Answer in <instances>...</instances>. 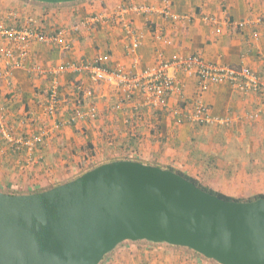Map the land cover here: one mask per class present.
<instances>
[{"label": "crops", "instance_id": "0c3cea01", "mask_svg": "<svg viewBox=\"0 0 264 264\" xmlns=\"http://www.w3.org/2000/svg\"><path fill=\"white\" fill-rule=\"evenodd\" d=\"M9 29L33 35L16 43L2 36ZM194 57L264 80V0H0L4 123L16 139L41 138L29 152L0 136V190H44L130 159L173 168L228 197L264 194L263 94L229 82L202 90L196 74L175 68L174 90L156 107L141 106L122 84L95 82L79 69L135 75ZM54 82L60 101L50 113ZM197 104L226 123L190 121ZM77 110L95 117L69 124ZM110 253L102 264H216L164 244L124 242Z\"/></svg>", "mask_w": 264, "mask_h": 264}, {"label": "water", "instance_id": "95a60500", "mask_svg": "<svg viewBox=\"0 0 264 264\" xmlns=\"http://www.w3.org/2000/svg\"><path fill=\"white\" fill-rule=\"evenodd\" d=\"M138 241L187 248L217 264H264V199L226 201L130 160L40 193L0 192V264H100Z\"/></svg>", "mask_w": 264, "mask_h": 264}, {"label": "built area", "instance_id": "2783aa9c", "mask_svg": "<svg viewBox=\"0 0 264 264\" xmlns=\"http://www.w3.org/2000/svg\"><path fill=\"white\" fill-rule=\"evenodd\" d=\"M9 41L24 44L26 40L33 34L27 31H18L9 29L1 33ZM39 40L44 37L37 36ZM183 68L187 72L194 73L200 81V88L205 90L208 82L216 83L229 82L237 86L245 92H255L264 95V80L260 79L247 68L233 69L228 67H219L205 63L198 57L191 58L187 61L173 60L171 62L162 63L159 66L143 71L135 75H127L122 70H108L95 68L88 64L82 65L79 69L90 74V77L95 82H116L125 87L127 99H131L134 94L141 96V106H158L165 96L170 94L175 88L174 69ZM2 73L0 72V79ZM57 83L54 82L49 89V112L55 113L56 107L59 104L57 93ZM1 85H0V136L7 143H11L17 148L25 147L29 152H32L34 146L40 142V137L32 138H14L6 127L3 118V107L1 103ZM90 95V92H87ZM175 114H178L177 112ZM85 116L94 118L93 112L83 113L80 110L75 111L74 117L69 121V124L74 123L78 119ZM192 122L205 125H220L225 124L226 120L211 117L207 107L203 104L194 106L192 112L187 116ZM177 122L181 123L182 119L177 118Z\"/></svg>", "mask_w": 264, "mask_h": 264}, {"label": "trees", "instance_id": "16d2710c", "mask_svg": "<svg viewBox=\"0 0 264 264\" xmlns=\"http://www.w3.org/2000/svg\"><path fill=\"white\" fill-rule=\"evenodd\" d=\"M119 160H130V159H117V160H113V161H119ZM130 161H134V160H130ZM136 162H137V161H136ZM100 165H102V164H100ZM97 166H99V165L92 166V167L88 168L86 171H83L82 173L78 174L77 176H75L74 178H72L70 181H72V180L78 178V177L81 176L82 174H84V173H86V172H88V171H90V170L96 168ZM166 169H167V170H170V171H172V172H174V173H176V174H178V175H180V176H182L183 178H185V179H187V180H189V181H191V182H193L197 187H199V188L202 189L203 191L208 192V193H211V194H213V195H216V196H218L219 198H221V199H223V200H226V201H234V202H252V201H256V200H258V199H264V194H258V195H255V196H253V197H251V198H248L247 200H246V199L243 200V199H236V198L228 197V196H225V195H223V194H221V193L215 192V191H213V190H211V189H209V188H207V187H205V186L200 185L196 180L192 179L191 177L187 176L186 174H184V173H182V172L176 171V170H174L173 168H166ZM59 185H62V184H56V185L50 186V187H48V188H46V189H44V190H34V191H31V192H25V193L14 192V191H8V190H6V191H4V190L1 191V190H0V192L5 193V194H10V195H29V194H33V193H40V192H43V191H47V190H50V189H52V188H54V187H56V186H59ZM138 242H143V243H147V244L154 245L153 243H149V242H146V241H138ZM164 245L169 246V245H167V244H164ZM169 247H172V248H182V247H174V246H169ZM183 249H184V250H187V251H189V252H192V253H194V254H196V255H199V254H197L196 252H193L192 250H189V249H187V248H183ZM110 254H111V253H109L108 255H106L100 264H102V263L104 262V260H105ZM199 256H201V255H199ZM201 257H202V256H201ZM203 258H204V257H203ZM211 261H212V260H211ZM213 262H214V261H213ZM215 263H216V262H215ZM216 264H217V263H216Z\"/></svg>", "mask_w": 264, "mask_h": 264}, {"label": "rangeland", "instance_id": "374dc122", "mask_svg": "<svg viewBox=\"0 0 264 264\" xmlns=\"http://www.w3.org/2000/svg\"><path fill=\"white\" fill-rule=\"evenodd\" d=\"M198 182V181H197ZM199 183V182H198ZM200 185H202V186H204V184H202V183H199ZM2 191V190H1ZM4 191H6V190H4ZM236 199H240V198H236ZM243 200H245V199H243ZM247 200V199H246Z\"/></svg>", "mask_w": 264, "mask_h": 264}]
</instances>
